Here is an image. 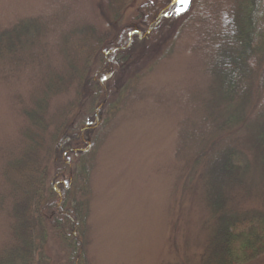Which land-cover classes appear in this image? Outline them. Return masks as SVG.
<instances>
[{
	"label": "rangeland",
	"instance_id": "1",
	"mask_svg": "<svg viewBox=\"0 0 264 264\" xmlns=\"http://www.w3.org/2000/svg\"><path fill=\"white\" fill-rule=\"evenodd\" d=\"M198 2L204 0L174 4L147 30L135 56L108 80L96 118L103 122L105 139L96 149L89 184L88 264L200 261L209 221L200 176L203 167H195L192 158L175 157L181 121L205 119L209 127L228 122L223 140L215 146L237 147L234 161L246 190L240 191L242 197L237 196L235 203L247 211L264 212V141L255 119L264 93L248 103L221 96L201 54L202 31L210 26L211 11L222 17L232 0ZM105 4L106 0H0V29L22 17L48 20L51 31L45 38L43 65L52 75L61 74L68 70L64 54L79 56L80 28H108ZM259 11L257 40L264 39V0ZM39 73L29 67L11 78L0 77V197L5 192L6 161L22 148L25 122L19 109L43 89ZM75 90L71 85L54 97L50 114L65 111L71 124L85 117L80 107H69ZM254 212L249 213L258 216ZM9 237V219L1 209L0 248ZM43 250L56 263L65 253L60 243L51 240L43 243Z\"/></svg>",
	"mask_w": 264,
	"mask_h": 264
},
{
	"label": "trees",
	"instance_id": "2",
	"mask_svg": "<svg viewBox=\"0 0 264 264\" xmlns=\"http://www.w3.org/2000/svg\"><path fill=\"white\" fill-rule=\"evenodd\" d=\"M261 1L232 0L222 17L211 11L210 26L202 31V57L228 101L248 103L264 93V39H256ZM176 3L106 0L103 14L108 28H80L79 56L64 54L68 70L61 74L52 75L43 65L45 38L51 31L48 20L22 17L0 29V77L11 78L31 67L40 71L37 79L43 85L42 92L19 109L25 122L22 148L6 161L2 172L5 192L0 210L9 219L10 237L0 248V264H88L89 184L96 149L105 139L103 122L96 118L108 80L135 56L147 30ZM63 40L68 42V37ZM71 85L76 97L69 107H80L85 114L72 124L65 111L49 112L51 100ZM255 119L264 141V94ZM226 125L209 127L203 119L181 121L179 127L175 157L192 158L195 167H203L200 176L209 221L206 247L197 264H264V212L247 211L235 203L237 196L242 197L240 191L246 190L234 161L237 147L215 146L223 140ZM262 170L264 174V156ZM48 240L63 246L65 253L57 263L44 253Z\"/></svg>",
	"mask_w": 264,
	"mask_h": 264
},
{
	"label": "snow or ice",
	"instance_id": "3",
	"mask_svg": "<svg viewBox=\"0 0 264 264\" xmlns=\"http://www.w3.org/2000/svg\"><path fill=\"white\" fill-rule=\"evenodd\" d=\"M177 3L183 5V4L187 3V0H177Z\"/></svg>",
	"mask_w": 264,
	"mask_h": 264
}]
</instances>
